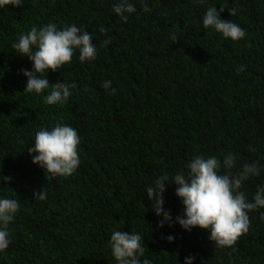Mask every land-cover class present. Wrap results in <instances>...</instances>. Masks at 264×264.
I'll return each instance as SVG.
<instances>
[{"label":"trees","instance_id":"1","mask_svg":"<svg viewBox=\"0 0 264 264\" xmlns=\"http://www.w3.org/2000/svg\"><path fill=\"white\" fill-rule=\"evenodd\" d=\"M116 2L23 0L0 10V196L19 201L0 264H115L113 230L139 232L141 259L151 264H183L189 255L194 264H264V208L248 213L249 229L232 248H219L200 228H158L146 193L195 155L229 152L233 173L260 166L242 185L249 199L264 185V0H131L137 11L127 22L113 13ZM209 7H223L221 18L245 36L232 41L205 29ZM49 22L81 27L97 48L95 60L81 63L75 53L46 73L49 84L75 85L63 105L43 102L50 89L24 91L21 70L31 62L12 48L22 32ZM57 122L77 130L80 165L67 178L47 179L27 149L36 131ZM176 187L163 193L173 219L183 212ZM43 189L45 199L35 198Z\"/></svg>","mask_w":264,"mask_h":264},{"label":"clouds","instance_id":"2","mask_svg":"<svg viewBox=\"0 0 264 264\" xmlns=\"http://www.w3.org/2000/svg\"><path fill=\"white\" fill-rule=\"evenodd\" d=\"M23 0H0V10L22 5ZM112 11L121 21L127 22L129 15L137 11L131 0H117ZM143 11L150 9L147 5ZM221 7L217 11L209 7L202 17V26L212 29L225 39L237 41L245 36L244 30L232 20L221 18ZM230 16L236 15V9L230 10ZM101 32L107 29L101 28ZM175 36H173V40ZM93 34L75 24L58 27L49 22L39 27H32L22 32L12 44L14 52L20 57H27L31 62L30 69H22L26 78L24 91L42 94L47 105H63L71 97L72 83L56 82L49 84L46 73L56 71L72 61L78 53L81 63L95 60L97 48L92 42ZM110 43V39L104 42ZM243 71V66L239 69ZM111 81L105 80L102 87L115 92ZM80 136L69 124L57 122L50 128H41L35 132L31 146L27 149L32 156V163L48 173L47 179L72 175L80 165L78 146ZM236 157L229 152L219 158L216 155H195L185 167L171 177L165 173L153 180L146 188L147 198L154 201L152 209L160 219L157 227L165 224H178L183 230L191 231L200 228L207 231V238L219 248H232L238 238L249 229L248 213L264 208V185L258 186L251 199L241 191L243 183L252 176L260 174V166L256 162L245 163L240 170L233 173ZM3 177V180H9ZM166 185H176L175 196L183 206V212L173 219L170 210L163 206V193ZM44 189L35 194V198L45 199ZM19 210V201L8 196H0V252L10 244L9 223L14 220ZM169 243L175 240L173 235L166 237ZM111 256L115 264H151L144 256L145 246L142 235L136 231L113 230L108 241ZM194 256H186L183 264H194Z\"/></svg>","mask_w":264,"mask_h":264}]
</instances>
